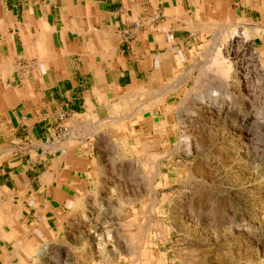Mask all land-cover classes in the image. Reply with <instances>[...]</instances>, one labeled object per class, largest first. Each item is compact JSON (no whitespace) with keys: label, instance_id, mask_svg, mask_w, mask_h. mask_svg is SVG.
<instances>
[{"label":"crops","instance_id":"1","mask_svg":"<svg viewBox=\"0 0 264 264\" xmlns=\"http://www.w3.org/2000/svg\"><path fill=\"white\" fill-rule=\"evenodd\" d=\"M232 29L264 57V0H0V264L38 260L102 137L164 125L193 49Z\"/></svg>","mask_w":264,"mask_h":264},{"label":"rangeland","instance_id":"2","mask_svg":"<svg viewBox=\"0 0 264 264\" xmlns=\"http://www.w3.org/2000/svg\"><path fill=\"white\" fill-rule=\"evenodd\" d=\"M244 36L193 49L164 125L102 137L95 188L29 264H264V57Z\"/></svg>","mask_w":264,"mask_h":264}]
</instances>
